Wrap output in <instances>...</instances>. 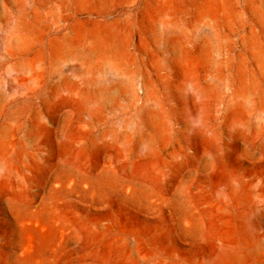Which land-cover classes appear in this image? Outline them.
<instances>
[{
  "label": "rangeland",
  "instance_id": "obj_1",
  "mask_svg": "<svg viewBox=\"0 0 264 264\" xmlns=\"http://www.w3.org/2000/svg\"><path fill=\"white\" fill-rule=\"evenodd\" d=\"M0 131V264H264V0H0Z\"/></svg>",
  "mask_w": 264,
  "mask_h": 264
},
{
  "label": "bare ground",
  "instance_id": "obj_2",
  "mask_svg": "<svg viewBox=\"0 0 264 264\" xmlns=\"http://www.w3.org/2000/svg\"><path fill=\"white\" fill-rule=\"evenodd\" d=\"M106 42V44H107V41H105ZM74 49V48H73ZM72 50V49H71ZM74 51V50H73ZM72 51V52H73ZM105 51H106V46H105V43H104V41L100 38V36H98V35H96V37H94L93 39H92V42H91V45H90V55L92 56V57H97V56H102V55H104V53H105ZM75 52V51H74ZM71 53V52H70ZM72 55V54H71ZM90 56V57H91ZM108 70H109V68H108ZM109 72H111L110 70H109ZM119 81H121V80H119ZM87 98V97H86ZM110 99V96H99L98 97V99H97V101H95L96 103H100V102H104V101H107V100H109ZM241 100V105H245V103H246V101H245V99H244V97H243V99L241 98L240 99ZM94 101V100H93ZM87 104H90V102L89 101H85ZM95 102H93V103H95ZM96 105H98V104H96ZM95 108V107H94ZM245 108V107H244ZM92 109V108H91ZM202 114V113H201ZM200 117V116H199ZM199 117H196V118H194V121H196L197 123L199 122V123H201V119L199 118ZM204 119V118H203ZM202 119V120H203ZM154 120H156V118L154 119ZM152 125H153V129H154V131H156L157 133H158V130H159V128H158V126H157V124L156 123H152ZM1 132H3V131H0V142H2L1 141V138H2V135H1ZM3 134V133H2ZM3 144V143H2ZM1 145V144H0ZM1 149V148H0ZM1 156V155H0ZM2 164V163H1ZM2 167V166H1ZM4 171V170H3ZM2 170H1V168H0V173H2L3 172ZM239 231H240V233H241V239H240V241L242 242V243H244V244H249L250 243V239H249V237H247V235L244 233V231L242 230V227H239ZM224 254V253H223ZM227 254V253H226ZM222 255V254H221ZM220 255V257L217 259V261H216V264H233V263H235L236 261H238V259H239V257H238V255L235 253V254H233V252H232V254H228V255H222L221 256Z\"/></svg>",
  "mask_w": 264,
  "mask_h": 264
}]
</instances>
